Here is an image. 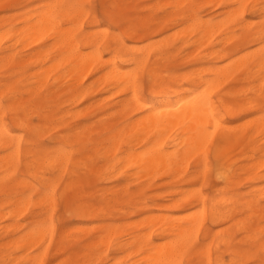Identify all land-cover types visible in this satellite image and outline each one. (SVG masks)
I'll list each match as a JSON object with an SVG mask.
<instances>
[{
	"label": "rangeland",
	"instance_id": "rangeland-1",
	"mask_svg": "<svg viewBox=\"0 0 264 264\" xmlns=\"http://www.w3.org/2000/svg\"><path fill=\"white\" fill-rule=\"evenodd\" d=\"M53 1L54 0H0V98H3L5 95H11L13 97L14 106H19L21 108L22 105H25L28 107L27 110H30V108H32L31 106L35 104V100L41 96L42 99L39 101L40 107H42V110L46 114L50 115V121L40 120L37 116L33 118L38 126H43L41 139L49 140V143L55 146L67 144L69 146L68 149L73 153L72 161L64 173L56 172L51 174L47 168L40 170V175L44 173V177L48 176L46 178L56 176L57 196L53 209L49 206L40 204V199H34L38 192L37 189L39 190V185L36 183L38 179L33 177L31 172L26 169L24 162L19 165L16 173L17 178L24 179L33 186L20 187L12 190L5 196H0V245L19 238L23 233H27L33 226L52 223L54 227V240L48 247L47 254L39 257L41 258L40 264H64L65 259L73 253H79L80 257L72 259L68 264H90L92 257L88 259L87 257L90 255L87 256V254L90 253L95 256L97 248H103L112 257L115 254L116 259H114V262L132 264L135 257L130 256L126 258V253L117 250V242H125L139 237L146 238L150 235H152L155 244H162L165 242L166 239L162 238L163 236L161 235L164 228H166L164 224L174 219L176 221L179 220V222L190 219L191 213H189L187 209L192 207V193L194 190L189 186L199 181L195 191L203 193V196L206 198L204 206L207 208V213L204 216V224L201 227L203 236L201 235L200 237V239H206L207 241V243L204 244V248L207 249L211 246L212 252L215 253L216 247L219 246L221 248V255H223L230 245L249 244L259 247L260 236L264 234V223H262V220H264V213L260 211L259 201L261 198H264V191L261 190L258 179H256L257 182H253L251 176L254 175L246 174L249 172L244 171L242 167L260 161L259 159L253 161L249 156L260 154L261 151L254 152L253 149L262 146L264 140H261V135L259 136L254 130V124L259 122L258 120L251 119L245 110L235 114L229 113L227 107L232 106L235 111H240V106L246 104L249 93L252 91L258 92L259 89L264 86V80H258L254 78V76L248 75L246 69L242 68L228 75L227 79L224 77L222 81L218 80L212 86L213 88L211 87L208 90L212 93L215 103L219 106V117L222 119L223 125L227 128H232L231 133L234 137L232 143L229 144L228 155H226V153L224 155L223 152L222 156L219 153L217 154L213 147L210 148L208 169L205 173H202L204 167L202 164H199V157L195 156L189 160L187 165L182 166L179 171L166 172V170H160L161 172L157 171L150 175L145 173L133 175L134 172L125 171L121 168V165L111 166L112 158L110 157V150L112 145H108L111 144V137L117 133L118 130L124 128L132 121H137L139 115L136 114L134 109L130 107L125 109L123 104L119 103L122 99H127V101L129 100L130 102V98L127 97L125 92L111 89L108 84L102 80L100 76L101 73L103 75V72L100 70L101 63L95 62L91 67L82 70L81 72L83 73L78 72L67 76L62 84L57 83L58 86L54 85L55 73H52L51 80L46 86L35 83L36 80H34L33 74L39 68H36L32 61L29 60V56L37 49L51 48L56 41L57 34L54 31H49V33L43 32L44 36L47 35L39 39L42 32L37 35L31 32L28 34L30 36L29 38V36L25 35L27 33L26 23L22 20L24 16H27L32 11L41 10L42 6L52 3ZM72 1L76 5L100 4L109 7L110 4L109 10L106 8L107 11L105 12L103 9L101 10V15H105L108 23H111L112 13L115 11L114 0H93V3H91V0ZM119 1H121L122 9L125 8V11L131 14L130 16L132 18L139 16L151 25L152 30L149 36L153 37V41L150 43L166 44L164 59L157 61V57L152 55L153 57H150L147 67L142 71L141 75L150 72L153 68H157V73L162 80L167 81L170 89L189 88L192 92L198 91L201 89L200 86L192 87L188 82L189 78L198 74V70L211 67L218 68L224 65V63H237L247 52L243 51L236 53V55L232 56L231 61H225L221 57L212 60L213 58H211V56L208 57L212 51H220L223 53L232 51L236 41L235 39L229 40L230 36H238L245 32L244 29H239V27H232L230 23L223 29L218 30L209 39L200 41L201 37L199 34H192L183 42L180 38L182 30H184L190 22L181 24L178 29L171 21L175 20L177 17H183L185 10L178 8L173 9L172 12L164 16L159 15L165 10V6L176 5L175 3L177 0ZM8 3L10 7H6L8 8L6 9L4 6L6 4L9 6ZM195 3L199 4L197 5L198 7L190 11L194 13L199 12V18L212 23H223L226 20L221 19L223 15L222 11L220 8L216 7V5H221L222 3L210 0H195L194 4ZM209 8L211 9L209 10ZM79 9H81V13H77L72 18L59 16L58 21L62 28L65 26V28H73L76 31L82 53L87 54L96 51L95 46L85 45V42L92 35H98L100 38L106 33H109V35H123L122 32L125 30L124 24L123 28L114 23L109 28L108 23L104 22H101L98 26L97 22L92 20V17L97 15L95 10L89 12V10L83 8ZM110 9L112 10L110 11ZM245 27L247 28L246 31L249 32L250 29L247 26ZM168 29H170V31ZM25 31L26 33L24 34ZM161 32L164 33L163 36H160ZM22 35L23 37H21ZM1 36H3L4 39ZM36 37L39 39L37 42L33 40V38L37 39ZM29 39L32 40L29 41ZM123 39L124 41L129 40L125 35H123ZM179 39L181 40L180 42ZM24 41L25 43H22ZM31 43L34 44L31 45ZM146 43H149V41L147 40ZM105 44L106 43L100 45L99 51L102 53L103 57H106L104 60H107L108 47L107 44ZM185 48H187V50H185ZM203 57L207 58L202 60ZM50 65H52L51 62L46 63V67ZM86 69L89 70L87 73L89 76L85 72L87 71ZM79 74H81L82 77ZM210 77L212 78L211 75L206 76L207 79H210ZM75 81L78 83L75 84ZM4 82H8L6 83L7 85H5ZM73 84H75L74 86L76 87H74ZM153 84L150 85V90L154 88ZM39 86L41 87L39 88ZM243 87L245 89H243ZM31 91H33V95L30 93ZM91 93L95 94L91 95ZM55 98L59 99L61 102L56 101ZM178 98L179 96H171L169 100L175 103ZM224 104L226 105L224 106ZM65 127L70 130L65 129ZM56 128H59V130ZM125 128L128 133L129 127ZM244 132H246L247 137L245 135L242 138ZM236 137H240V139L235 140ZM124 138L126 140L129 139L128 135H125ZM118 152H120L118 157H123L125 153L128 152V149L127 147H123ZM100 153L104 154L102 155ZM86 155L92 156L88 157ZM228 156L231 160H236L237 166L240 167V170H238V174H240L238 176L239 178L237 177L235 183L232 185H227L224 181L217 179V168L220 165L219 161H225ZM101 159L103 160L101 161ZM75 160L77 161L76 164ZM84 163L85 166H82ZM79 165L81 166L79 167ZM87 168L89 171H87ZM258 170L257 172L259 173ZM28 175L31 176L29 177ZM65 176H67V179ZM71 182H76L77 184H81L82 182V189L78 190L77 187L67 188ZM250 183L252 184L251 188L247 187ZM78 191L82 192L81 199L83 202L90 204L94 203L95 207L101 203H110L112 205L111 210L107 213L99 214V210L97 209V211L93 213L94 216L93 214H88V216L84 218L79 217L68 209V201L76 196ZM186 193L191 194V196H189V201L186 203L181 202L183 205L179 203L178 206H175L173 203L181 201L182 195L184 196ZM17 194L25 198L32 196L33 202L26 207L22 205L21 211L18 212V216L12 219V212H14L17 207H20L13 204ZM106 197L109 198L106 199ZM173 197H175V199H173ZM223 197L229 199V202L228 204L221 203L219 208L226 212L231 209V211L226 214H230L232 218L228 221H213L210 209L215 200ZM254 202L256 206L249 211L250 203L253 204ZM47 212H51L52 214ZM31 213H34L33 216ZM2 214L4 217H2ZM161 214H166L169 217L164 223L156 219L157 216ZM172 215L175 216L172 217ZM180 215H183L182 220H180ZM146 217H150V219ZM136 221H139L140 224L139 222L136 223ZM208 222H210V224ZM12 225L22 226V228L17 233L12 234ZM91 228H93L92 230L94 231H91ZM102 228L106 231L102 232ZM111 228L115 231L112 237H110V242L114 247L106 249L104 245L95 246L99 240L106 238ZM78 237H80V239ZM88 245L92 247L87 249ZM42 250L43 248L37 249L36 246H33L28 253L37 256ZM61 250H63V252ZM2 251L5 252L6 250L1 248L0 254ZM12 252H14L15 255H22V252H18L15 249L12 250ZM86 252L87 254H85ZM77 259L80 261L78 262ZM197 259L201 258L197 257Z\"/></svg>",
	"mask_w": 264,
	"mask_h": 264
},
{
	"label": "bare ground",
	"instance_id": "bare-ground-1",
	"mask_svg": "<svg viewBox=\"0 0 264 264\" xmlns=\"http://www.w3.org/2000/svg\"><path fill=\"white\" fill-rule=\"evenodd\" d=\"M92 1L93 0H91V3H93ZM210 1H217V2L222 3V4L238 2V0H210ZM194 2H195V0H177L175 4L176 5H183V4L192 5V4H194ZM113 3L115 6V9H114L115 11H113V13H112V18L115 17L118 20H122L123 24L125 25L124 26L125 30H124V32H122V34L125 35L127 37V39L129 38V40L135 42L137 53H139V51L141 50L140 46H141L142 42L144 44H149V47L147 48V51L145 52L144 56L142 57V61H141V73H142V71L147 67L148 61L152 55L157 57V61L164 59V54L166 53V50H165L166 44L165 43L164 44L146 43V41H147L146 37H149V34L152 30L151 25L149 23H147L146 20H143L139 16L132 18L130 16L131 14H128L127 11H125V8L122 9L121 1L114 0ZM203 4H204V2H203ZM50 5H57L60 7H50ZM72 5H76L73 3L72 0H54L52 3H48V4H45L44 6H42L41 10L32 11L30 14L23 17L22 21L25 22L26 26H27V28H26L27 33H26V31L24 32V34L26 33L25 35L29 36L28 34H30L31 32H34V33H36L35 35H37L38 33L42 32V34L40 35V38H39V39H41L42 36H44L43 32L49 33V31H54L57 34L56 35V41H55V43L53 42L54 45L51 48L37 49L34 52H32L29 56V60L32 61L34 66H36V68H39L33 74V77L35 78L34 80H36L35 83L41 84V86L42 85L46 86L51 80V76L53 75L52 73H55L54 74L55 75L54 85H57V83L62 84L64 82V80L67 78V76L81 72L82 70H85V68L91 67L95 62H99V63H101L100 70L103 72V75H102V73L100 75L102 77V80L105 83H107L111 89H116L119 92L127 93V89L125 87L121 86V83H120L121 80L123 79V74L121 72H119L117 69L109 66L110 64L124 63L125 62L124 59L122 57H118V56L114 55L111 58V60H109V59L104 60V58H106V57H103L102 53L99 51L100 45L104 44V43L107 44L108 49L116 50V49L123 48L125 46V42H126L123 39V35H109V33H106L101 38L98 35H92L85 42V45L95 46L96 51L91 52V53H87V54L82 53V51L80 50L79 41H78L77 36H76V31L73 28H65V26H64V28H62L61 24L58 21L59 16L72 18L77 13H79V12L81 13V9L76 8V7H71ZM196 5H199V4H196ZM9 7H10V4H9ZM109 7H110V4H109ZM109 7H106V9L109 10ZM6 9H8V8H6ZM106 9L105 8L103 9L104 12L107 11ZM112 9H110V11ZM150 9H151V7H150ZM210 9L211 8H209V10ZM24 10H26V9H24ZM204 11H205V9H204ZM191 13L193 14V17H194L193 20L190 22V24L188 26H186V28L184 30H182V33H181L182 35L180 34L181 35L180 38L183 42L186 41L189 38V36H191L192 34H199L201 37L200 41H204L206 39H209L218 30L223 29L226 25L229 24V21L227 19L223 23H212L210 21H206V20H203L202 18L196 17L194 12H191ZM201 14H202V12H201ZM116 25H118V24H116ZM21 29H23V28H21ZM243 29L245 30V32L241 33L240 35L230 36L229 40L235 39V41H236L235 46L232 49V51L225 52V53L220 52V51H212L208 55V57L211 56V58H213L212 60H215L217 57H221L223 60L226 61L227 55H229L231 53L241 52L240 49L245 48V44L243 43V41L247 39V33H248L246 31V29H247L246 27ZM28 31H29V33H28ZM172 32H174V31H172ZM11 35H12V32H11ZM1 37L4 39L3 36H1ZM9 37H11V36H9ZM19 37H20V34H19ZM21 37H23V35ZM38 37H39V35H38ZM38 37H36L37 39L33 38V40H35V42H37V40H39ZM13 38H14V36H13ZM29 38H30V36H29ZM19 39H22V38H19ZM26 39H27V37H26ZM31 40L32 39H29V41H31ZM181 40L179 39V42ZM32 42H34V41H32ZM13 43H14V41H13ZM20 43H21V40H20ZM22 43H25V41ZM248 43H252V41L249 40ZM32 44H34V43H31V45ZM26 45H27V43H26ZM185 50H187V48H185ZM245 51H247V52L244 55L242 54L243 56L241 57L240 61H238L237 63H234V64H232V63H226L225 64L224 63V65H222L221 67H218V68L211 67V68H203V69L198 70L199 71L198 74H195L193 77L189 78V80H188L189 84L192 87L193 86H200L201 87V89L198 91L192 92L189 88L188 89H186V88L170 89V87L167 83L162 84L159 87H157V85L154 83L153 85H154V88H156V92L153 94L157 95V96L164 97V100L166 101L162 105V107L164 109L163 113L159 117H153L152 119H148L147 116H140L138 114V112H139L138 109L132 108V109H134V111H136V114L139 115V118L137 121H132L127 126H125V127H129L128 133H127V129L124 127V128H121L120 130H118V132L115 133L111 137L112 142H111V144L108 145V146L112 145L111 150H110L111 153L109 152L110 157L112 158L111 166L121 165V168L124 169L125 171L134 172L133 175H138L140 173H145V174L150 175L151 173H154V172H157L160 170H166V172L167 171H173V172L179 171L180 168H182V166L188 164V162L191 158L197 156V157H199V164H202L204 167L202 173L203 172L205 173L208 169L207 168L208 167V157H209L211 147H213L215 149V152L217 154L219 153L223 156V152H224V155H225V153H226V155H228L229 144L232 143V139L234 137V135H232V133H231L232 128L231 127L227 128V127H225V125H223L222 119L219 117V113H220L219 112V106L213 100L212 93L209 92L208 90L218 80L222 81V78H224V77H226V79H227L228 75H230L233 72L239 71L242 68L246 69V73L248 75L254 76V78H257V79L259 78L261 70L264 69V59H262V52H261L259 46H257L254 50L245 48ZM149 54H151V55H149ZM178 56H181V55H178ZM206 58L207 57H203L202 60H205ZM47 62H51L52 65H50L49 67H46ZM30 65H31V63H30ZM85 72L87 74L89 72V70H87ZM157 72H158L157 68H153L150 71V73H152L154 75V80H155V78H159L160 80H162L160 75ZM81 73H83V72H81ZM79 75L81 76V74H79ZM208 75H211L212 78L210 77V79H207L206 76H208ZM85 79H86V77H85ZM73 80H76V79H73ZM235 80H236V78H235ZM30 82H32V81H30ZM89 82H91V81H89ZM4 83H5V85H7L6 83H8V82H4ZM77 83L78 82L75 81V84H77ZM75 84H73V86ZM41 86H39V88ZM59 87H60V85H59ZM74 87H76V86H74ZM106 89H107V87H106ZM205 89L207 90L206 92H205ZM243 89H245V88L243 87ZM2 93H3V91H2ZM30 93L32 94L33 91H31ZM51 93H52V91H51ZM93 94H95V93H93ZM93 94L91 93V95H93ZM171 96H179V98L176 99L175 103H172L169 100V98ZM196 97H199L200 99L199 100L193 99ZM62 98H63V96H62ZM41 99H42L41 96H40V98H37L35 100L36 102H34L35 104L33 106L30 105L32 107V108H30V110H27L28 109L27 106L22 105L21 109L23 111L20 114V119L21 120H33V118L35 116H37L40 120L50 121L49 120L50 115L46 114L42 110V107H40L39 101ZM100 99H102V98H100ZM110 99H112V98H110ZM55 100L60 101L59 99H56V98H55ZM22 101H23V99H22ZM63 101H65V100H63ZM119 103L123 104L125 109H128V107L131 108L130 102H129V100L127 101V99H122L119 101ZM209 103H210V107L208 106ZM84 105H85V102H84ZM225 105L226 104H224V106ZM245 107H246V104L241 105L240 106L241 110L235 111L234 107L228 106L227 110L229 111V113L231 112L232 114H235L237 112L244 111ZM65 109H67V108H65ZM209 112H211L215 116V119L209 120V118H208ZM62 115H64V114H62ZM86 118H88V117H86ZM17 124H18V121L15 123V126ZM209 124L211 125L210 128H209ZM78 125H77V127H78ZM53 126H55V125H53ZM38 127L43 132V128H42L43 126H38ZM56 129L59 130V128H56ZM56 129H53V130H56ZM65 129H69V128L65 127ZM254 130L260 136L262 133H264V123H261L260 121L256 122L254 124ZM243 134L244 135L242 136V138L246 135V132H244ZM125 135H128V137H129L128 140H126L124 138ZM246 137H247V135H246ZM54 138H56V137H54ZM50 139H51V137H50ZM238 139H240V137L235 138V140H238ZM123 147H127L128 152H126L123 157H120V156L118 157V154L120 153L118 151L120 149H122ZM250 147H251V145H250ZM250 147H248V148H250ZM78 149H80V148H78ZM239 150H241V149H239ZM253 150H254V152L255 151L256 152L261 151V146L254 148ZM121 151H123V150H121ZM74 152H76V151H74ZM72 154H73L72 151L69 149L65 152V151L59 150L57 148L54 152L45 153L43 156L32 159L31 161L25 159V160H23V162H24L26 169L29 172H31L33 177L38 179L41 184L46 183L49 187L54 186L56 188V181H57L56 176L46 178L48 176L44 177L43 176L44 173H43V175H40V170H42L43 168H47L51 174L56 173V172L64 173L67 170L70 162L72 161ZM100 154H102V153H100ZM105 154H107V153H105ZM23 155L25 157L28 155L27 149H24ZM86 156H88V155H86ZM90 156H92V155H90ZM90 156H88V157H90ZM95 156H96V154H95ZM253 156H254V154L249 156V158L252 159ZM102 160L103 159H101V161ZM218 161H219V158H218ZM88 162H89V160H88ZM220 162L221 161H219L220 165L217 168V179L224 181L227 185L234 184L236 178L240 175V174H238V170H240V167L237 166L236 160L233 161L228 156V157H226L225 161H223L221 163ZM21 163L22 162H21L20 155L13 157L11 154H8V155H4L2 153L0 154V196H5V195L9 194V192H11L12 190L18 189L20 187H24V186L27 187L29 185L33 186L31 183L27 182L26 180L17 178L16 173H17L18 167ZM76 163H77V161L75 162V164ZM261 163H262L261 161H257V162H254L252 165H246V166L242 167V169L244 171H247L250 173V170L255 168L256 171L251 172L250 174L254 175L256 177V179H258L259 173L257 172V170L259 169ZM75 166H77V165H75ZM80 166L81 165H79V167ZM82 166H85V163ZM195 166H196V164H195ZM184 169H186V168H184ZM87 171H89V169ZM197 172H198V170H197ZM65 178L67 179V176H65ZM73 181H75V180H73ZM76 182H71L67 188L77 187L78 190L82 189V186H83L82 182H81V184H77ZM90 187H92V186H90ZM203 187H204V184H203ZM184 190H185V188H184ZM37 191H39V190L37 189ZM118 193H121V192H118ZM181 194H182V192H181ZM178 195H179V193H178ZM189 196H191V194L186 193V194H184V196L182 195V199L180 198L181 201H179L177 203H173V204H175V206H178L179 203L182 204L181 202L186 203L190 199ZM31 197L32 196L25 198L23 196H18V194H17V196L14 198L15 200L13 199L14 200L13 204L16 206H20V207H17V209L14 212H12V214H11L12 219H15L18 216V212L21 211L22 205L24 207H26V206H29L33 202ZM81 198H82V192L78 191V194L68 201V204H69L68 209L71 212H74L75 214H77L79 217L84 218L85 216H88V214L94 213V212H86L85 209L94 208L95 205H94V203L90 204V203L83 202ZM108 198L109 197H106V199H108ZM109 200H111V199H109ZM39 202L43 206H49L53 209L55 199H54V202L51 200H42V199H40ZM228 202H229V199H226L224 197L214 201V203L210 209L213 221H216V222H220L223 220L228 221L229 219L232 218V216L230 214H228V215L226 214V213H229V211H231V209H229L226 212V211H223L219 208L221 203L228 204ZM107 203H109V202H107ZM199 203L202 204L203 206L205 205L206 198L203 195L200 197ZM251 204L252 203H250V205ZM36 205H38V204H36ZM7 206H9V205H7ZM117 206H119V205H117ZM118 208H120V207H118ZM47 213H51V212H47ZM33 214H32V216H33ZM93 216H94V214H93ZM173 216H175V215H172V217ZM182 216L183 215H180V217H181L180 220H182V218H183ZM2 217H4L3 214H2ZM56 217H58V216H56ZM185 217H187V216H185ZM101 218H99V219H101ZM168 218H169L168 215L161 214V215H158L156 219L159 222L164 223L167 221ZM147 219H150V217H148ZM178 219H179V217H178ZM190 220H191V217H190V219H188L186 221H182V222L181 221L179 222V220L176 221L174 219L173 221L164 224V225H166V228H164L161 235L163 236L162 238L166 239V241L163 242L162 244H158V243L155 244L152 235H150L146 238L139 237V238L131 239L129 241H125V242L124 241H121V242L116 241L118 244L117 250L120 252L126 253L127 254L126 258H128L130 256L135 257V260L132 262V264H161V262L171 258L173 247L179 242L177 240V237L182 236L185 233V231L188 230V228L190 227ZM137 222H139V221H136V223ZM210 222H212V221H210ZM210 222H208V223L210 224ZM139 224H140V222H139ZM151 225H153V224H151ZM11 227H13V229L11 230L12 234L17 233L22 228V226H17V225H12ZM92 229L93 228H91V231H94ZM58 231H59V229H58ZM83 231H85V230H83ZM53 232H54V227H53L52 223L33 226L27 233L25 232V234L23 233L22 236H20V237L18 236L19 238L11 240L10 242L3 243L2 245H0V249L2 248L4 250H6L5 252L2 251V253L0 254V261H11V264H15V263L40 264L41 258H39V257L41 255L43 256V255L47 254L48 247L52 244V242L54 240ZM114 233H115V231L111 228L110 231L108 232V235L106 236V238L99 240L95 244V246L96 245H104V247L106 249H110V247H109V245L111 243L110 237H112V235ZM237 233H239V232H237ZM136 234H138V233H136ZM16 235H18V234H16ZM67 236H68V234H67ZM78 238L80 239V237H78ZM154 238H155V236H154ZM201 240H202V238H201ZM33 246L34 247L36 246L37 249L43 248L42 252L40 253V251H39L40 254L37 256L36 255L33 256L30 253H28V251ZM91 247L92 246L88 245L87 249H90ZM14 249L17 250L18 252H22V255H19V254L15 255V253L12 252V250H14ZM61 251L63 252V250H61ZM87 252L85 254H87ZM35 254H37V253H35ZM88 255H90V256H88ZM87 256H88L87 257L88 259H90L91 257H92V259L94 258V256L91 255L90 253H88ZM67 257H68V255H67ZM79 257H80L79 253H73V254H71V256L69 255V257L65 259L64 264H68L70 261H72V259L79 258ZM113 258L116 259L115 254H114ZM200 258L204 259L205 261L207 260L206 256H202ZM53 259H54V257H53ZM121 260H124V259H121ZM79 261L80 260H78V262ZM121 262H123V261H121ZM114 264H121V263L114 262Z\"/></svg>",
	"mask_w": 264,
	"mask_h": 264
},
{
	"label": "snow or ice",
	"instance_id": "snow-or-ice-1",
	"mask_svg": "<svg viewBox=\"0 0 264 264\" xmlns=\"http://www.w3.org/2000/svg\"><path fill=\"white\" fill-rule=\"evenodd\" d=\"M4 7H9L5 5ZM50 7H60L57 5H50ZM71 7L83 8L89 10H95L97 15L92 17L94 22H97L99 26L101 22L108 23L106 16L101 15V10L106 8L105 5L100 4H83V5H72ZM198 6L195 4L188 5H167L165 10L160 13L161 16L172 12L173 9H184L185 14L183 17H177L171 23L179 28L181 24H187L193 20V14L190 10L196 9ZM222 11L221 19H227L232 27H239L243 29L247 26L250 31L247 33V39L243 41L245 48L255 49L259 46L262 52V59H264V0H238L234 3H225L216 5ZM196 17H200V13H195ZM118 24L123 27L122 20H118L115 17L112 18L111 23H108L110 28L112 24ZM170 31V29H168ZM164 33L161 32L160 36ZM149 43L153 40V37H146ZM252 43H248V41ZM141 50L139 53L136 51V45L131 40H126L125 46L120 49H108L107 59L116 55L124 59V63L110 64L109 66L117 69L123 74L121 80V86L127 89V97L130 98L131 108L138 109L140 116H147L148 119L153 117H159L164 109L162 105L166 102L162 96H157L152 93L156 92V88L150 90V85L155 83L157 87L162 84H166V80H160L155 78L150 72H146L141 75V61L144 56L149 44L141 43ZM245 48H241L240 51H245ZM227 51V50H225ZM151 55V54H149ZM236 53H231L226 56L228 61H231L232 56ZM264 80V69L261 70L259 78ZM207 90L205 89V92ZM199 100V97L193 98ZM210 107V103L208 104ZM245 110L248 116L253 120H259L264 123V86L259 91H252L249 93L246 101ZM23 110L19 106L13 105V97L11 95H5L0 98V153L4 155L11 154L13 157L20 155L21 162L27 159H32L43 156L45 153L54 152L57 148L62 151L68 150L67 144L59 146L52 145L47 140L41 139L42 131L37 126L35 120H21L20 114ZM209 120L215 119V116L209 112ZM18 121V124L14 126V123ZM211 125L209 124V128ZM261 140H264V133L261 134ZM24 149L28 150V155H23ZM259 159L262 163L259 167L258 183L261 185V190L264 191V144L261 146V152L258 155L252 157L255 161ZM253 168L251 172H255ZM250 173H246L249 174ZM39 175V174H38ZM253 182H257L255 176H251ZM39 185V191L34 199L51 200L57 196L56 188L49 187L46 183L41 184L39 180L36 181ZM196 184L190 185L194 191L192 193V207L187 209L191 213L190 227L185 233L177 237L179 241L172 250L171 258L161 262V264H264V234L260 236L259 247L249 244H237L230 245L223 255H221V248L216 247L215 253L212 252L211 246L207 249L204 248V244L207 243L206 239L201 240L200 237L201 227L204 224V216L207 213L206 206H202L199 203L200 197L203 195L202 192L195 191L197 188ZM252 184H248L247 187L251 188ZM175 199V197H173ZM255 202L249 205V211L254 208ZM112 205L101 203L97 207L85 209L86 212L106 213L111 210ZM259 207L261 213H264V198L259 201ZM39 219V217H38ZM264 223V220H262ZM101 231H106L101 229ZM109 247H114L110 243ZM206 256L207 260L197 259V257ZM0 264H11V261H0ZM90 264H114V258L107 253L103 248H97L94 258L90 261Z\"/></svg>",
	"mask_w": 264,
	"mask_h": 264
}]
</instances>
